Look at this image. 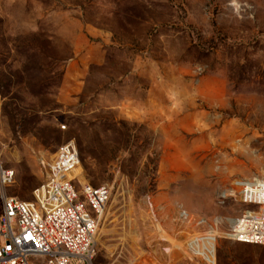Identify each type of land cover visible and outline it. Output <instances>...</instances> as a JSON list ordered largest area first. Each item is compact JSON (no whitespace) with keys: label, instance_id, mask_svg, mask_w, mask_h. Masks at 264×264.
Instances as JSON below:
<instances>
[{"label":"rangeland","instance_id":"rangeland-1","mask_svg":"<svg viewBox=\"0 0 264 264\" xmlns=\"http://www.w3.org/2000/svg\"><path fill=\"white\" fill-rule=\"evenodd\" d=\"M67 140L110 190L94 264H264L228 235L233 180L264 173V0H0L5 192L31 199Z\"/></svg>","mask_w":264,"mask_h":264},{"label":"built area","instance_id":"built-area-1","mask_svg":"<svg viewBox=\"0 0 264 264\" xmlns=\"http://www.w3.org/2000/svg\"><path fill=\"white\" fill-rule=\"evenodd\" d=\"M78 162L73 140L59 144L43 163L32 198L23 199L5 192L15 171L0 158V264H94L96 227L110 190L78 180L73 173ZM233 185L246 207L233 217L228 235L264 244V173L234 179ZM213 230L190 235V249L213 252ZM212 264L218 263L213 259Z\"/></svg>","mask_w":264,"mask_h":264},{"label":"bare ground","instance_id":"bare-ground-1","mask_svg":"<svg viewBox=\"0 0 264 264\" xmlns=\"http://www.w3.org/2000/svg\"><path fill=\"white\" fill-rule=\"evenodd\" d=\"M231 221H232V219H231Z\"/></svg>","mask_w":264,"mask_h":264}]
</instances>
